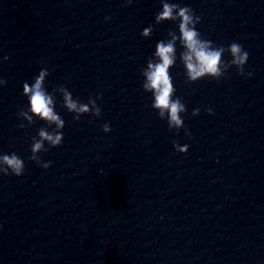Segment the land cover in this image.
<instances>
[{"label":"water","instance_id":"95a60500","mask_svg":"<svg viewBox=\"0 0 264 264\" xmlns=\"http://www.w3.org/2000/svg\"><path fill=\"white\" fill-rule=\"evenodd\" d=\"M177 2L205 38L240 43L253 73L188 84L177 61L190 139L141 89L146 58L175 28L140 36L159 0H0V152L24 159L21 176L0 175V264H264V0ZM41 67L47 89L101 108L74 121L57 107L63 139L39 154L47 169L28 159L43 122L17 115Z\"/></svg>","mask_w":264,"mask_h":264},{"label":"clouds","instance_id":"9594fccd","mask_svg":"<svg viewBox=\"0 0 264 264\" xmlns=\"http://www.w3.org/2000/svg\"><path fill=\"white\" fill-rule=\"evenodd\" d=\"M131 3L132 0H127V4ZM200 19V16L196 15L187 4L177 0H159V9L154 14L153 23L140 31L141 37L148 38L153 33V25L165 21H171L175 25L174 30H169L165 38L155 43L154 50L140 69L141 89L150 94L151 108L159 119L166 121L168 129L179 132L183 128L184 135L189 139L190 132L184 126L186 106L182 97L175 95L176 89L170 71L177 61L182 66L184 79L188 84L201 79L219 82L228 70L233 68L238 76L245 79L253 75L251 71H246L244 68L249 56L248 51L235 41L225 46L217 45L205 38L196 27ZM0 59L6 60L7 56ZM48 75V69L41 67L30 84L27 81L22 83L21 95L26 98V105L17 114L23 121L31 123L33 120H38L44 124L31 138L28 156L29 160L43 169H47L51 162H42L39 154L45 150V146L47 148L59 146L63 139L62 130L65 121L56 110L57 107H62L72 114L74 121H78L82 115L91 114L96 118L101 115V108L97 105L96 99L89 98L87 103L81 102L78 98H74L63 84L51 90L47 89L45 81ZM4 84L5 80L0 78V86ZM57 93H59V100ZM204 110L209 115L212 114L211 108L206 107ZM199 112L200 108L197 107L191 111L190 115L195 117ZM18 127L23 129L25 125L21 122ZM101 130L108 133L110 125L104 123ZM172 147L175 151L184 153L188 145H178L174 141ZM23 172L24 159L15 151L0 152V175L19 177Z\"/></svg>","mask_w":264,"mask_h":264}]
</instances>
